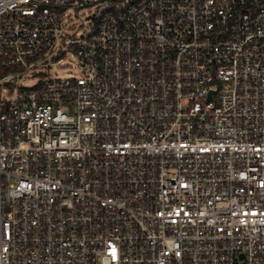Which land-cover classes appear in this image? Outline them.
<instances>
[{"label": "built area", "instance_id": "built-area-1", "mask_svg": "<svg viewBox=\"0 0 264 264\" xmlns=\"http://www.w3.org/2000/svg\"><path fill=\"white\" fill-rule=\"evenodd\" d=\"M0 264H264V0H0Z\"/></svg>", "mask_w": 264, "mask_h": 264}, {"label": "rangeland", "instance_id": "rangeland-1", "mask_svg": "<svg viewBox=\"0 0 264 264\" xmlns=\"http://www.w3.org/2000/svg\"><path fill=\"white\" fill-rule=\"evenodd\" d=\"M52 78H68L70 75H79L77 60L68 56L60 64L54 65L51 70Z\"/></svg>", "mask_w": 264, "mask_h": 264}]
</instances>
